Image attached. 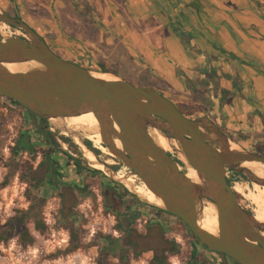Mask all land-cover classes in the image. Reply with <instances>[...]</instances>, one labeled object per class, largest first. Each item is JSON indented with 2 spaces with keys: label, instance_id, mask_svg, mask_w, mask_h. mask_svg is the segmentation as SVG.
Wrapping results in <instances>:
<instances>
[{
  "label": "water",
  "instance_id": "95a60500",
  "mask_svg": "<svg viewBox=\"0 0 264 264\" xmlns=\"http://www.w3.org/2000/svg\"><path fill=\"white\" fill-rule=\"evenodd\" d=\"M0 24L14 26L27 36L0 39V96L13 99L55 127L60 122L59 129L81 141L94 132L71 128L64 119L94 113L103 145L161 199L163 205H156L180 218L201 245L220 253L226 264L227 257L239 264H264V222L241 204L228 182L231 171L264 186V178L243 166L247 161L264 165V156L233 149V142L214 121L185 116L154 87L117 77L100 78L62 58L21 18L0 12ZM9 63H36L37 67L11 72L4 66ZM154 129L176 141L204 183L187 176L170 152L154 140ZM204 202L217 210V234L199 224Z\"/></svg>",
  "mask_w": 264,
  "mask_h": 264
},
{
  "label": "crops",
  "instance_id": "0c3cea01",
  "mask_svg": "<svg viewBox=\"0 0 264 264\" xmlns=\"http://www.w3.org/2000/svg\"><path fill=\"white\" fill-rule=\"evenodd\" d=\"M0 7L26 15L64 59L88 69L127 59L149 70L152 86L178 107L199 108L191 116L214 121L245 150L264 148V0H0Z\"/></svg>",
  "mask_w": 264,
  "mask_h": 264
},
{
  "label": "rangeland",
  "instance_id": "374dc122",
  "mask_svg": "<svg viewBox=\"0 0 264 264\" xmlns=\"http://www.w3.org/2000/svg\"><path fill=\"white\" fill-rule=\"evenodd\" d=\"M0 12L16 14L14 10L2 7ZM27 19L26 15L22 17L23 21ZM0 30V39L9 36L27 38L22 30L8 24H0ZM45 40L53 48V42L49 38ZM107 65L115 70L89 69L125 80H137L140 68L127 59H113ZM42 127L39 117L0 97V226L6 224L17 211L30 207L27 193L34 188L32 181L48 183L38 188L39 194L46 200L39 213L45 223V231L36 230L34 222H29L35 242L24 246L18 237H14L2 243L0 264H97L104 251L103 243L112 238L119 239L120 245L128 250L125 261L129 264H156L157 258L164 259L165 264H189L195 245L199 243L194 234L184 222L162 212L160 206L149 203L128 187L118 175L124 166L121 162L99 149L88 135L83 136V141L91 146H85L86 149L96 150L98 161L108 166L104 170L95 168L73 136L58 128L61 127L60 122L57 127L49 123L60 150L47 159L43 154L47 146L39 134ZM22 136L30 137L36 159L28 152L22 155L13 152ZM238 147L245 150L240 145ZM250 151L264 155V148ZM68 154L79 158L84 169L78 171L74 164H70ZM170 154L185 171L186 165L180 160L178 152L171 149ZM56 170L57 179L54 177ZM92 170H99V173ZM234 174L228 172V176ZM7 178L10 180L5 185ZM235 181L251 185L252 194L255 192L254 183L244 176H238ZM199 182L204 183L202 176ZM126 188L128 192H125ZM237 194L241 204L255 216H264V197L262 201H254L248 200L247 190ZM73 233L77 235L76 240ZM75 244H78L77 248ZM120 252L117 250V254L110 257L111 264H121ZM207 254L213 255L210 252ZM231 261L237 264L235 260ZM220 264L223 262L220 261Z\"/></svg>",
  "mask_w": 264,
  "mask_h": 264
},
{
  "label": "trees",
  "instance_id": "16d2710c",
  "mask_svg": "<svg viewBox=\"0 0 264 264\" xmlns=\"http://www.w3.org/2000/svg\"><path fill=\"white\" fill-rule=\"evenodd\" d=\"M7 14L14 17V18H20L16 14L15 15L11 14V13H7ZM12 27H14V26H12ZM180 35L182 36V38L184 39V41L186 43H188L190 41V38H191L190 35H186L184 32H180ZM44 40H45V38H44ZM100 69H103L105 71H114L115 70V69L109 68V66H104V65L100 66ZM210 76L212 78L216 77L215 74H213V73H210ZM127 80L130 82H133L137 86L153 87L152 86L153 80L151 78V73L149 72V70H140L139 75L137 77V80H130V79H127ZM223 94H227V91H223ZM0 97H3V96H0ZM4 98L11 101L12 103L20 105L18 102L14 101L11 98H7V97H4ZM20 106H22V105H20ZM178 108L180 109L182 114H184L185 116H187L191 119H201V118L191 116V115H194L196 112L199 111V108H197V107L190 106L187 108H180V107H178ZM30 113L36 117H39L38 115L34 114L33 112H30ZM39 118L43 122V127H42L41 131L39 132V134L43 136V139H44L43 143L47 146L45 148V150L43 151V154L48 159L49 157H53L60 150V146L57 143L53 132H51V130H50L49 122L47 120L41 118V117H39ZM87 145L91 148L89 143ZM12 150L15 154H18V155H22L24 152H28L29 154L34 156V159H36V151L34 150V145L32 144L30 137H28V136H25V137L22 136L20 138V140L17 142L16 146ZM259 154L261 156V153H259ZM262 156H264V155H262ZM68 159H69V163L74 164L77 167L78 171L84 169L79 158H76V157L68 154ZM92 172L99 173V170H92ZM30 173H31V168H30ZM52 176H54V175H52ZM9 180H10V178H7L5 185H7L9 183ZM31 185L34 188L29 189L28 193H27V197L31 201L30 207L26 210L17 211L16 215L13 216L12 218H10L6 224L0 226V245L2 243H7L10 239H12L14 237H18L19 241L24 246H28V245L33 244L35 242V238L31 234L30 229L28 227L29 222H34L36 230L41 231V232L45 231L46 226H45V223L43 222V220L40 218L39 213H40L41 208L44 206L46 200H45L44 196H41V194H39L40 191L38 188H40L41 185H48V183H45L44 181L39 182L37 180H34L31 182ZM35 189H37L38 191L36 192ZM125 192H128L127 188L125 189ZM237 196H238V194H237ZM238 198H239V196H238ZM161 211L166 212L168 214H171V213H169L163 209ZM249 212L253 213L250 210H249ZM176 218L179 219L180 221H182L180 218H178V217H176ZM73 237L75 240L77 239V235L75 233H73ZM74 247L77 248L78 244H75ZM103 247H104V251L102 252L97 264H111L109 262V259L112 255L115 256L117 254V250L121 251L120 252V258L122 259L121 264H129L125 261V259L128 258V250H125L123 248V246L120 245L119 239L112 238L110 240H107L103 243ZM155 263L156 264H165V260L157 258Z\"/></svg>",
  "mask_w": 264,
  "mask_h": 264
},
{
  "label": "bare ground",
  "instance_id": "6f19581e",
  "mask_svg": "<svg viewBox=\"0 0 264 264\" xmlns=\"http://www.w3.org/2000/svg\"><path fill=\"white\" fill-rule=\"evenodd\" d=\"M4 66L11 72H21L29 67H37V64L36 63H25V64L9 63V64H5ZM93 74L100 78H104L108 80H115L114 77H112L111 75L107 73H93ZM64 122L69 127L74 128L76 130H83V131H86L88 134L91 132H94V134H89L88 138L93 140L95 145L99 149H101L104 153H106L107 155L113 156L109 152L108 148L104 149L103 148L104 145L102 146V137H101V134L98 133L97 131L99 127V120L94 113H84L78 116L67 117L64 119ZM151 135L154 138V140L168 152H170L171 149H175L178 152L180 159L186 165L184 170L187 176L193 181L199 182L200 176L198 174L197 169L192 167L190 164H188L187 160L182 155L181 149L179 148L175 140H170L166 138L157 129H154V131L151 132ZM75 141L78 144H80L82 150L85 153V156L91 162L92 166H94L95 168L101 169V170H104L106 168L103 163H100L98 161V157L92 151H89L86 149V147L81 143L79 138L75 137ZM118 146L121 147V144L118 143ZM232 148L239 149L236 143H232ZM243 166L250 168L259 177L264 178V165L262 163L255 162V161H247L244 163ZM118 175L120 178L124 180V182L126 183L128 187L132 188L141 197H143L144 199H146L147 201L151 203L163 205V202L161 201V199L157 198L156 195L148 188V186L144 182L139 180L140 178L137 175L130 172L128 167L123 166L121 170H119ZM232 186L237 193H241L243 191L245 192L247 190L249 192L248 200L250 199H253L254 201L263 200V197H264L263 187L264 186L262 185L254 183L255 192L253 194H252L251 185L249 184H242L238 181H235ZM256 219L260 222H264V216L257 215ZM199 224L203 227V229H205L206 231L212 234L218 233L219 219L217 215V210L212 203L210 202L203 203L201 210H200Z\"/></svg>",
  "mask_w": 264,
  "mask_h": 264
},
{
  "label": "flooded vegetation",
  "instance_id": "af4514ba",
  "mask_svg": "<svg viewBox=\"0 0 264 264\" xmlns=\"http://www.w3.org/2000/svg\"><path fill=\"white\" fill-rule=\"evenodd\" d=\"M85 144L87 145L88 142H85ZM93 151L98 154V152L96 150H93ZM233 173H235V172H233ZM54 175H55L54 176L55 179H57V176H58L57 170L54 172ZM238 176H240V175L239 174L236 175V173L233 176H228V182L232 185L235 182V180L238 178ZM244 178H246V177H244ZM200 247L203 249H201ZM207 252H210L213 255L209 256L207 254ZM217 256L219 257L220 260L218 259ZM231 260H232V258L227 257V264H234ZM220 261L223 262V264H226L220 253L209 251L205 246L198 243L197 245H195L193 253L191 254V259H190L189 264H220ZM237 264H239V263H237Z\"/></svg>",
  "mask_w": 264,
  "mask_h": 264
}]
</instances>
